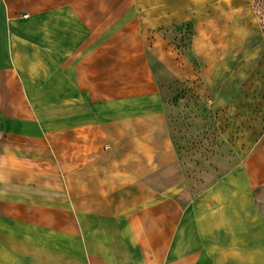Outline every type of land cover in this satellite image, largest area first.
I'll list each match as a JSON object with an SVG mask.
<instances>
[{
    "label": "crops",
    "instance_id": "1",
    "mask_svg": "<svg viewBox=\"0 0 264 264\" xmlns=\"http://www.w3.org/2000/svg\"><path fill=\"white\" fill-rule=\"evenodd\" d=\"M262 10L0 0V264H264Z\"/></svg>",
    "mask_w": 264,
    "mask_h": 264
},
{
    "label": "rangeland",
    "instance_id": "2",
    "mask_svg": "<svg viewBox=\"0 0 264 264\" xmlns=\"http://www.w3.org/2000/svg\"><path fill=\"white\" fill-rule=\"evenodd\" d=\"M259 4L262 7V11H264V0H259ZM188 25H180L177 27H171L169 30V34H162L160 31L159 32H154V33H150V34H139L138 39L140 41H151V42H155L156 44V48L153 53L151 54V59L152 62L157 64V63H161V59H162V55H164L165 57L169 56V57H179L181 56L183 53H185V50H187V48L189 47V43L192 41V37H191V29H190V23H186ZM204 24V23H203ZM201 29V28H200ZM159 44V45H157ZM162 48L164 49H161ZM169 48V49H168ZM146 50H143L142 53L139 52V58H141L142 60H139V62H143L145 61L146 58ZM149 52V51H148ZM143 64V63H142ZM144 64L143 65H138L139 71L142 72V70L144 69ZM127 68L126 70L129 69V66H125L123 67ZM192 89V86L190 87ZM187 90L188 89V83H187ZM193 101L194 99L192 97H187L186 98V102H187V106H193ZM207 100L205 101L203 99L202 101V108L205 109ZM199 105V104H198ZM188 115H190V117H188ZM186 117H184V120L187 121V124H189L191 121H194V117L191 114H185L184 115ZM200 115H197V117H199ZM204 116V114H203ZM188 118H190V120H187ZM202 119L196 120L198 123L201 122Z\"/></svg>",
    "mask_w": 264,
    "mask_h": 264
}]
</instances>
